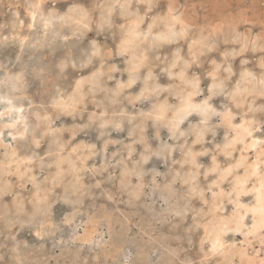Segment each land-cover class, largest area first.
<instances>
[{
	"label": "clouds",
	"instance_id": "obj_1",
	"mask_svg": "<svg viewBox=\"0 0 264 264\" xmlns=\"http://www.w3.org/2000/svg\"><path fill=\"white\" fill-rule=\"evenodd\" d=\"M0 264H264V0H0Z\"/></svg>",
	"mask_w": 264,
	"mask_h": 264
}]
</instances>
